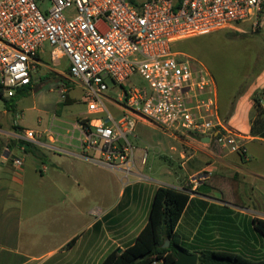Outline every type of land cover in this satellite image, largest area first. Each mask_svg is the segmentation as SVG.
Here are the masks:
<instances>
[{
	"label": "crops",
	"instance_id": "1",
	"mask_svg": "<svg viewBox=\"0 0 264 264\" xmlns=\"http://www.w3.org/2000/svg\"><path fill=\"white\" fill-rule=\"evenodd\" d=\"M63 62L66 66L60 72L57 66ZM69 66L67 57L53 63L51 47L46 46L31 67V84L18 88L14 97L30 90L26 96H35L34 109H50L53 117L57 115L52 105L56 107L64 100L47 99V93H41L35 74L40 69L42 82L69 87V104L74 102L70 96L73 88L81 90L83 102V90L71 82ZM54 92L51 88L50 94ZM255 96L264 108V69L249 80L246 92L233 105L230 119L224 122L240 135L244 155L222 149L210 137L185 133L167 136L179 140L178 146L170 144V158L175 159H166L168 165L158 170L167 180H153L142 173L141 166L137 174L142 181L128 187L122 184L123 174L119 177L118 172L85 159L76 124L90 117L88 109L73 127L58 125L56 133L36 130V142H21L20 131L28 128L11 120L9 114L22 112V97L14 101V97L5 96L8 104L3 100L0 135L10 145L6 147L9 153L0 159V264H103L135 244L149 222L159 187L189 196L176 226L187 252L212 249L264 259V236L254 227V219H264V133L251 132ZM220 107L226 113L227 106L221 103ZM54 120L63 122L58 116ZM17 153L36 159H21L23 166L19 168L12 159H20ZM214 175L236 180L240 197L227 183L223 187L230 202L221 191L207 186L206 181ZM91 196L97 200L89 203Z\"/></svg>",
	"mask_w": 264,
	"mask_h": 264
},
{
	"label": "built area",
	"instance_id": "2",
	"mask_svg": "<svg viewBox=\"0 0 264 264\" xmlns=\"http://www.w3.org/2000/svg\"><path fill=\"white\" fill-rule=\"evenodd\" d=\"M243 24H264V0H0V87L12 98L30 85L31 67L47 45L53 63L67 57L90 116L76 124L84 157L123 174L128 187L142 181L137 163L148 158L129 139L140 122L170 135L214 138L222 149L245 154L240 135L220 116L215 78L201 61L175 51L179 42ZM135 75L145 85L134 84ZM68 89L61 88L63 96ZM37 139L36 131L22 129L18 140Z\"/></svg>",
	"mask_w": 264,
	"mask_h": 264
},
{
	"label": "rangeland",
	"instance_id": "3",
	"mask_svg": "<svg viewBox=\"0 0 264 264\" xmlns=\"http://www.w3.org/2000/svg\"><path fill=\"white\" fill-rule=\"evenodd\" d=\"M47 47L50 49L49 45H47ZM175 51L197 59L207 67L215 78L219 92L220 106L221 98L225 97L230 88H235L238 83L243 81H249L252 78V74L261 68L264 62V24L258 28H253L249 24H243L236 29L185 40L175 45ZM46 58L49 59V54L46 55ZM65 66V62L57 66L58 71H64ZM35 74L37 85L39 89L41 88V93H47V99L50 97H54L55 100H58V98L61 100L66 99V94L63 96L61 93L62 87L59 88L56 83L53 84L45 80L42 82L40 80V77L43 75L42 70H36ZM131 81L134 84H138L143 82V79L139 75H135L132 77ZM143 85H145L144 82ZM51 88L55 91L54 94H50ZM110 94L119 98L122 92L120 89L110 85ZM70 96L74 99L73 103L60 104L58 106L56 104V107L52 105V107L57 108L55 109L57 114L55 117H53V112L50 109L43 108V111L39 108L34 109L36 103L35 96L33 95L30 97H22L20 103L22 112L9 114V117L11 120L16 119V122L20 123L23 128L33 129L35 131L51 129L56 133V126L73 127L75 124L74 122H76L82 114L87 113V105L80 99L81 90L79 88H73ZM51 101L52 99L49 100L50 103ZM48 105L49 104H47V107ZM107 106L112 114L117 115L115 108L111 104H107ZM3 111L4 102L0 99V113ZM57 116L63 122L54 120ZM8 123L10 122L8 121ZM135 135L137 136L136 138L129 137L130 141L136 144L141 150H148L146 164L141 165L140 161L137 163L139 168L144 166L142 173L145 175L148 174L149 177L156 181L167 180L159 174L158 170L163 165H168L166 159H175L173 157L170 158V147L171 145L178 146L179 140L167 138V136H171L169 133L145 122L137 124ZM140 153L141 152H138V155ZM16 156L20 159L25 158L28 162L31 159H36L31 154L25 157L17 153ZM178 166L179 164H177V167ZM117 175L122 177L120 172H118ZM92 200L95 201L97 198L94 196L89 197V203Z\"/></svg>",
	"mask_w": 264,
	"mask_h": 264
},
{
	"label": "trees",
	"instance_id": "4",
	"mask_svg": "<svg viewBox=\"0 0 264 264\" xmlns=\"http://www.w3.org/2000/svg\"><path fill=\"white\" fill-rule=\"evenodd\" d=\"M263 69L264 62L261 68L252 74L251 77H256ZM248 82L243 81L238 83L235 88H230L226 94L227 96L225 95V97H222L223 99L221 98V103L227 106L226 113H222L220 110V116L224 122L230 119L233 112V105L246 92ZM29 92L30 90L24 93H17L14 101L26 96ZM65 98L62 104H69L67 96ZM0 99L4 100L6 105L8 104L1 87ZM253 99L256 117L253 121L251 132L254 135H259L264 133V108L256 96ZM79 121L83 122L82 119ZM9 145V140L5 136L0 135V159L5 153V148ZM28 145L30 149L32 145ZM225 183L233 187L234 194L239 198L240 193L237 181L234 179L214 175L205 184L210 188L221 191L224 199L230 202L231 200L226 195V190L223 187ZM188 202L189 196L187 194L172 188L159 187L154 195L149 222L138 235L135 244L119 255L113 254L103 264H153L155 262L159 264H174L177 261L178 251L184 249L181 245L180 237L176 232V226ZM254 227L257 232L264 236V219H254ZM168 240L170 241V246L165 248L164 245ZM197 253L199 254L198 264H264V259L253 260L234 252L202 249L197 251Z\"/></svg>",
	"mask_w": 264,
	"mask_h": 264
},
{
	"label": "water",
	"instance_id": "5",
	"mask_svg": "<svg viewBox=\"0 0 264 264\" xmlns=\"http://www.w3.org/2000/svg\"><path fill=\"white\" fill-rule=\"evenodd\" d=\"M170 246V241L168 240L164 245L165 248ZM199 254L189 253L185 249L179 250L177 253V261L174 264H198Z\"/></svg>",
	"mask_w": 264,
	"mask_h": 264
}]
</instances>
